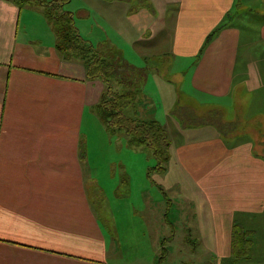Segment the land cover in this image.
<instances>
[{
  "label": "crops",
  "instance_id": "0c3cea01",
  "mask_svg": "<svg viewBox=\"0 0 264 264\" xmlns=\"http://www.w3.org/2000/svg\"><path fill=\"white\" fill-rule=\"evenodd\" d=\"M28 1L0 0V264H110L112 248L89 189L98 185L96 197L105 201L104 187L90 164L94 175L87 171L81 147L86 119L105 85L100 78H88L82 59L63 55L46 6ZM91 1L101 3L88 2L111 22L135 20L134 15L140 22L141 13L135 10L148 3L140 36L151 38L157 31L166 39L173 31L168 54L198 57L193 66L200 76L192 85L196 91L243 97L245 132L236 135L247 137L244 144L228 145L222 134L212 131L213 136L180 141L174 150L171 139L170 158L203 187L209 218L229 224L224 238L213 242L214 249L222 250L216 253L219 264L224 259L229 264H264V116L248 108L256 92L264 102V83L241 84L236 78L242 47L249 65L264 59V0ZM145 85L152 105L156 94L146 93ZM237 120H229L232 133ZM250 136H259L260 152ZM209 173L225 182L213 193L205 186ZM236 222L249 230L250 239L241 243L244 251L237 257ZM159 254L160 247L154 264H160Z\"/></svg>",
  "mask_w": 264,
  "mask_h": 264
},
{
  "label": "rangeland",
  "instance_id": "374dc122",
  "mask_svg": "<svg viewBox=\"0 0 264 264\" xmlns=\"http://www.w3.org/2000/svg\"><path fill=\"white\" fill-rule=\"evenodd\" d=\"M61 2L64 9L73 12L81 35L105 53L109 61L126 65L125 69L130 65L137 68L132 73L125 71L131 77L130 84H136V80L138 84L146 82V93L156 94V98L151 106L146 105L144 99L138 100L135 109L140 115L154 111L150 117H156L165 125L173 141L172 150L180 141L213 136L212 131L222 134L228 145L244 144L247 137L236 135L245 132L242 117H247V106L242 104L243 97L235 99L233 96L221 97L196 91L192 85L197 84L200 76L193 66L198 57L176 58L168 54L173 44V31L169 32V37L165 36L166 39L157 35V31L151 38L140 36L138 27L147 21L144 13H149L148 3L135 10L141 13L140 22L137 15H134L135 20L123 18L111 22L105 14L100 15L103 12L101 9L88 2L96 6L101 3L91 0ZM86 10L91 14H87ZM171 13L174 19L176 9L173 6ZM115 24L123 29V33L115 31ZM241 52L237 81L241 80V84L264 83V59L260 57L259 64L249 65L245 47L241 48ZM114 83L117 84L116 79ZM262 99L258 92L253 95V104L248 106L250 112L264 116ZM186 105L192 107L187 108ZM170 107L174 110H167V113L166 109ZM90 115V120L87 117L84 125L81 147L87 171L98 175V181L104 187L105 201L96 197L98 185L93 183L89 189L99 205L95 208L104 221L112 248L110 264H154L153 256L159 247L162 258L157 259L158 263L219 264L216 253L222 250L214 249L213 242L224 238L223 228L229 224H218L214 218H209L208 206L200 194V189H203L201 184L192 181L173 157L165 162L164 170L159 169L158 159L150 146L133 143L122 130H109L95 108ZM236 117V132L232 133L229 120ZM248 138L256 142V151L260 152L259 136ZM123 175L128 183H122ZM210 177L211 173L204 180L211 193L225 184L222 176ZM241 243V235H238L234 246L236 257L237 252L244 251ZM221 264H229V260L224 259Z\"/></svg>",
  "mask_w": 264,
  "mask_h": 264
},
{
  "label": "trees",
  "instance_id": "16d2710c",
  "mask_svg": "<svg viewBox=\"0 0 264 264\" xmlns=\"http://www.w3.org/2000/svg\"><path fill=\"white\" fill-rule=\"evenodd\" d=\"M29 1L40 2L46 6V14L58 39L57 46L63 55L82 59L87 68L88 78H100L103 81L105 90L95 109L105 126L109 130L124 131L133 143L150 146L158 159L157 167L164 170L165 162L170 158L171 139L165 125L156 117H150L154 111L140 115L135 109L136 102L141 101L140 99H144L145 104L151 106L144 92L145 84H138L135 77L136 84H130L131 77L125 72L132 73L137 68L129 64L130 66L125 69L126 65L109 61L105 53L81 35L75 24L73 12L63 9L61 0ZM115 79L117 84L114 83ZM239 224L234 223L236 227L234 243L238 235H241L242 242L249 241L250 239L246 238L249 230L240 229Z\"/></svg>",
  "mask_w": 264,
  "mask_h": 264
}]
</instances>
